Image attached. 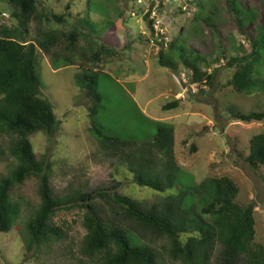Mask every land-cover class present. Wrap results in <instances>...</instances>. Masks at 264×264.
Returning a JSON list of instances; mask_svg holds the SVG:
<instances>
[{"label": "rangeland", "instance_id": "1", "mask_svg": "<svg viewBox=\"0 0 264 264\" xmlns=\"http://www.w3.org/2000/svg\"><path fill=\"white\" fill-rule=\"evenodd\" d=\"M38 1V12L32 15L28 32H23L20 40L32 42L48 31L57 37L48 53L36 44L37 70L42 95L53 105L61 126L51 138L43 133L30 138L37 159L44 158L50 166L53 193L64 197L79 189L92 194L104 190L107 198L99 196L88 203L95 205L105 219L113 218L108 199L113 193L131 196L146 209L160 207L175 190L158 192L139 187L127 164L110 155L113 151L102 149L91 128L140 143L151 140L158 125L171 124L174 161L185 172L182 182L230 177L239 187L236 201L254 205L255 241L264 245V167L252 169L245 161L249 140L264 131V120L243 122L230 112L262 111L264 83L261 90L251 94L238 93L228 85L235 69L228 61L251 51L249 39L258 35V27L264 22L262 0H239L256 15L254 22L244 26V32L230 13L228 1L215 0L220 10L215 34L204 21L196 20L197 12L211 13L210 0ZM12 12L5 0H0V23L20 28ZM52 12L62 15V22L50 16ZM73 31L80 34L73 36L71 64L64 56L70 53ZM177 40L207 58V63L199 66L215 73L211 85L190 83L191 72L180 64L176 71L158 64L159 52L163 50L168 58L172 55L169 44ZM96 48L111 51L98 53L96 59ZM83 71L97 77L102 107L94 115L85 88L87 81L78 80ZM261 73L264 82V65ZM174 100H180L176 108L162 109L163 104ZM0 144L7 153L0 159L1 178L16 161L8 154L9 139H0ZM11 196L20 204L24 219L40 202L37 179L14 187ZM84 213L83 207L59 210L53 221L60 236L37 255L26 250L21 219L17 220L10 232L0 233V264H81L75 250L86 234ZM144 240L161 252L166 245L165 240L148 233ZM215 262L212 256L208 264Z\"/></svg>", "mask_w": 264, "mask_h": 264}, {"label": "trees", "instance_id": "2", "mask_svg": "<svg viewBox=\"0 0 264 264\" xmlns=\"http://www.w3.org/2000/svg\"><path fill=\"white\" fill-rule=\"evenodd\" d=\"M227 1L230 13L240 31L244 32V26L254 22L256 15L243 7L239 0ZM5 2L12 8V16L18 19L20 28L0 23V139H9L8 154L16 161L8 174L0 178V233L10 232L16 221L21 219V236L26 250L37 255L42 247L60 236V230L53 221L56 213L63 208L83 207L86 234L75 250L81 264H169L168 261L208 264L212 256L216 257L215 264H264V245L255 241L254 205H241L236 201L239 187L228 176L183 183L185 172L174 161V126L171 124L158 125L153 138L140 143L91 128L101 148L113 151L110 155H117L127 164L139 187H149L158 192L175 190L161 201L160 207L146 209L131 196L113 193L108 195L113 218L105 219L95 205L88 203L99 196L107 198L104 190L97 189L92 194L79 189L64 197L53 193L50 166L44 158L37 159L30 138L36 133L51 138L61 126L53 105L42 95V82L37 70L36 44L48 53L57 37L48 31L41 32L40 39L34 38L32 42L21 41L23 32H28L32 15L38 12L39 1ZM210 2L212 9L208 12L211 13L203 15L201 11L197 12L196 20L204 21L215 34L216 14L220 10L215 6V0ZM262 2L264 7V0ZM50 16L57 21L63 20V16L57 13L52 12ZM258 29V35L249 39L251 51L232 56L228 61L235 68L228 85L238 93L259 91L261 83H264L261 79L264 22ZM70 33V53L64 56L69 62L75 48L73 36L80 34L76 31ZM168 50L172 54L168 58L163 50L159 52L160 66L176 71L180 64L191 72L190 83L212 84L215 73L199 66L207 63L205 56L194 53L181 40L170 42ZM102 51L109 53L111 50L96 48L93 58L99 59L97 55ZM84 71L79 73L78 80L87 81L85 88L92 99L90 111L94 115L102 107V97L97 91L96 74L88 75ZM179 103L180 100H174L163 104L162 109L176 108ZM230 112L243 122L264 120V109ZM6 155L0 144V159ZM245 161L252 169L264 167V131L250 138ZM30 178L38 181L40 202L22 219V208L12 199L11 192ZM145 233L166 241L162 252L144 240Z\"/></svg>", "mask_w": 264, "mask_h": 264}]
</instances>
